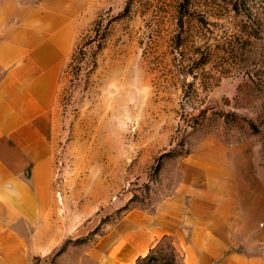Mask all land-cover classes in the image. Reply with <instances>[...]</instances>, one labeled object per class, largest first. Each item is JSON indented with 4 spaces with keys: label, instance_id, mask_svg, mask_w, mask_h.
<instances>
[{
    "label": "rangeland",
    "instance_id": "rangeland-1",
    "mask_svg": "<svg viewBox=\"0 0 264 264\" xmlns=\"http://www.w3.org/2000/svg\"><path fill=\"white\" fill-rule=\"evenodd\" d=\"M60 3L74 27L54 126L60 250L79 247L83 256L126 211H153L182 180L180 162L212 149L211 139L224 144L226 164L255 192L245 240L259 241L264 0ZM182 263V248L166 237L135 264Z\"/></svg>",
    "mask_w": 264,
    "mask_h": 264
},
{
    "label": "crops",
    "instance_id": "crops-1",
    "mask_svg": "<svg viewBox=\"0 0 264 264\" xmlns=\"http://www.w3.org/2000/svg\"><path fill=\"white\" fill-rule=\"evenodd\" d=\"M61 1L0 0V264H135L166 237L182 248V264H264V234L245 240L255 192L216 139L180 162L182 180L153 211H126L83 256L79 247L60 250L54 126L74 39L72 12Z\"/></svg>",
    "mask_w": 264,
    "mask_h": 264
},
{
    "label": "trees",
    "instance_id": "trees-1",
    "mask_svg": "<svg viewBox=\"0 0 264 264\" xmlns=\"http://www.w3.org/2000/svg\"><path fill=\"white\" fill-rule=\"evenodd\" d=\"M142 258H144V257H140V258H138L137 260L142 259Z\"/></svg>",
    "mask_w": 264,
    "mask_h": 264
}]
</instances>
